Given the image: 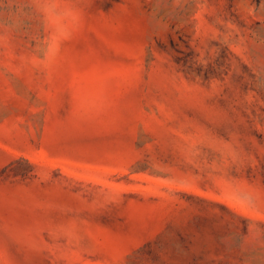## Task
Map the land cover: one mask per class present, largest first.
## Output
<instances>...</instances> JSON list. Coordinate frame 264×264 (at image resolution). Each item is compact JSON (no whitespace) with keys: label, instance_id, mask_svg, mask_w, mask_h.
Returning <instances> with one entry per match:
<instances>
[{"label":"rangeland","instance_id":"374dc122","mask_svg":"<svg viewBox=\"0 0 264 264\" xmlns=\"http://www.w3.org/2000/svg\"><path fill=\"white\" fill-rule=\"evenodd\" d=\"M0 264H264V0H0Z\"/></svg>","mask_w":264,"mask_h":264}]
</instances>
